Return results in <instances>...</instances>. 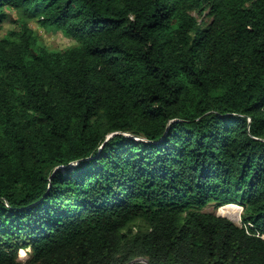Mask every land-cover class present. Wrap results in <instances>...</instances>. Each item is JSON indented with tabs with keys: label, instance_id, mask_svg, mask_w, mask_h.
<instances>
[{
	"label": "trees",
	"instance_id": "trees-1",
	"mask_svg": "<svg viewBox=\"0 0 264 264\" xmlns=\"http://www.w3.org/2000/svg\"><path fill=\"white\" fill-rule=\"evenodd\" d=\"M4 20L0 264H264V0H0ZM235 203L241 225L205 210Z\"/></svg>",
	"mask_w": 264,
	"mask_h": 264
},
{
	"label": "rangeland",
	"instance_id": "rangeland-1",
	"mask_svg": "<svg viewBox=\"0 0 264 264\" xmlns=\"http://www.w3.org/2000/svg\"><path fill=\"white\" fill-rule=\"evenodd\" d=\"M7 11L10 12V17L11 19L15 18L17 16V12L11 8V7H5ZM196 15H198V12H195ZM204 18V20L208 19V16H204L203 14L198 15V18ZM29 21V25L30 27L33 29V31L35 32L37 39L40 43H42L44 46H46L49 49H59L68 45H72L76 42L75 39H73L72 37L64 34L61 30H53V29H48L45 28L43 26H41L36 19L31 18L28 20ZM16 27L15 22L10 21V20H4L2 23V28L0 29V37L2 35L5 34V32L10 29ZM234 203V202H232ZM237 204V203H235ZM239 205V204H237ZM229 206L226 208H222L219 209V207H214L212 204H209L205 207V210L208 211H212L215 213H219L220 215L226 216L227 218H231L234 223L241 225V218L238 216V219H234L233 217H231L227 211L225 212V210H227L228 208L230 209H236L238 211V214L241 212L240 211V206ZM144 225L143 222L141 220L136 221L133 225H132V230H135L137 227ZM264 237V234H263ZM29 247H22L19 248L18 250V259L22 262L25 263L26 259L29 256ZM137 258V257H135ZM133 258V259H135ZM132 259V260H133ZM129 262V261H128Z\"/></svg>",
	"mask_w": 264,
	"mask_h": 264
},
{
	"label": "built area",
	"instance_id": "built-area-1",
	"mask_svg": "<svg viewBox=\"0 0 264 264\" xmlns=\"http://www.w3.org/2000/svg\"><path fill=\"white\" fill-rule=\"evenodd\" d=\"M125 264H149V262H148V259L146 257H137L133 260H130L129 262H127Z\"/></svg>",
	"mask_w": 264,
	"mask_h": 264
},
{
	"label": "bare ground",
	"instance_id": "bare-ground-1",
	"mask_svg": "<svg viewBox=\"0 0 264 264\" xmlns=\"http://www.w3.org/2000/svg\"><path fill=\"white\" fill-rule=\"evenodd\" d=\"M226 211L234 219H238V216L240 217V213L238 214V211L236 209H230V208H228L227 210H225V212ZM240 211H241V209H240Z\"/></svg>",
	"mask_w": 264,
	"mask_h": 264
},
{
	"label": "water",
	"instance_id": "water-1",
	"mask_svg": "<svg viewBox=\"0 0 264 264\" xmlns=\"http://www.w3.org/2000/svg\"><path fill=\"white\" fill-rule=\"evenodd\" d=\"M240 206V205H239ZM240 208H241V206H240ZM242 209V208H241ZM216 214H218V215H220L219 213H216ZM229 219H231V218H229ZM232 220V219H231ZM233 221V220H232ZM234 222V221H233Z\"/></svg>",
	"mask_w": 264,
	"mask_h": 264
}]
</instances>
